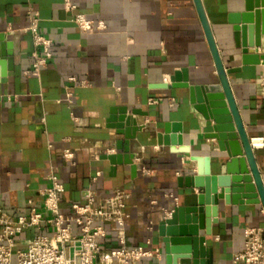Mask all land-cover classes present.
<instances>
[{"label":"crops","instance_id":"obj_1","mask_svg":"<svg viewBox=\"0 0 264 264\" xmlns=\"http://www.w3.org/2000/svg\"><path fill=\"white\" fill-rule=\"evenodd\" d=\"M64 1L0 0V33L13 58V68L0 77V207L16 214L29 198L41 205L40 189L53 176L65 186V213L88 189L98 198L123 189L128 193L126 245L154 251L137 264H165L158 223L176 205L193 203L200 191L180 185L178 177L196 171L193 154L209 155L213 172H224L219 162L228 157L216 139L205 137L211 121L190 103L188 89L161 86L182 69L190 83L219 82L197 7L194 0H72L89 18L107 23L105 30L86 32L72 21ZM201 1L225 67H239L228 74L229 82L241 121L253 138L264 185V63L242 62L235 24L229 21L230 13L245 11L246 0ZM29 11L38 13L39 30L52 39L53 55L39 71L27 72L31 53L39 51L27 30ZM252 51L264 55V34ZM81 79L87 84L80 85ZM124 106L128 113H146L135 116L145 124L130 144L138 164L135 174L130 164L114 165L104 157L122 151L116 143L124 135L108 126L107 117L111 107ZM165 121L181 123L188 153L157 143ZM67 148L73 152L71 160L64 157ZM216 208L217 222L206 235L212 264H235L232 255L243 248L246 227H264V206L224 198ZM105 227L102 250L119 247L116 224ZM37 233L33 227L24 230L17 237L19 246L25 247Z\"/></svg>","mask_w":264,"mask_h":264},{"label":"water","instance_id":"obj_2","mask_svg":"<svg viewBox=\"0 0 264 264\" xmlns=\"http://www.w3.org/2000/svg\"><path fill=\"white\" fill-rule=\"evenodd\" d=\"M197 11L212 53L218 83L193 84L185 69L176 71L165 88L182 87L188 89L189 101L211 121V130L206 138H214L220 151L227 152V159L221 160L219 167L224 172H213V162L209 155H191L196 161V171L178 177L180 185L200 189L193 203L176 205L158 223V233L162 238L165 264H212V249L206 246V235L211 233L212 224L217 222V205L220 199L230 198L232 203L261 202L264 206V185L257 165L251 138L239 115L230 86L228 74L239 67H225L219 48L201 0H194ZM229 21L234 23L235 39L242 47L244 64L264 63V55L253 52L261 45L264 34V0H246L245 11L232 12ZM5 34L0 33V77L13 68L11 53L5 47ZM137 114H146L139 109L128 113L127 107H111L107 117L108 126L115 127L124 140L116 143L120 152L107 153L105 158L111 164H130L133 174L138 164L131 151V140L136 138L145 124L139 123ZM156 140L159 145H168L173 151L189 152L184 143L181 123L165 121L163 130L158 131ZM215 208L211 214L208 207ZM205 233L201 234L200 230ZM180 262V263H179Z\"/></svg>","mask_w":264,"mask_h":264},{"label":"built area","instance_id":"obj_3","mask_svg":"<svg viewBox=\"0 0 264 264\" xmlns=\"http://www.w3.org/2000/svg\"><path fill=\"white\" fill-rule=\"evenodd\" d=\"M64 7L71 13L72 21L83 31L107 28L103 19L89 18L72 0H65ZM29 12L31 23L27 30L39 51L31 53L32 67L27 72L39 71L53 55L52 39L39 30L38 13ZM69 79L76 80L74 76ZM79 84L85 85L87 81L81 79ZM174 100L171 104L175 103ZM251 142L255 145L253 138ZM64 157L71 160L73 152L65 149ZM64 190V183L53 176L51 184L40 189L43 195L41 205L29 198L24 211L16 214L0 207V264H12L13 255L17 264H137L143 257L154 255V251L144 245H126L128 193L125 190L116 189L113 194L98 198L94 189H88L81 201L70 204L68 213L61 208ZM110 222L117 226V238L121 245L102 250L100 240L107 234L105 224ZM32 227L38 233L27 241L25 247H20L18 235ZM45 227L52 230L46 231ZM232 260L235 264H264L263 226L246 227L243 248L233 253Z\"/></svg>","mask_w":264,"mask_h":264},{"label":"bare ground","instance_id":"obj_4","mask_svg":"<svg viewBox=\"0 0 264 264\" xmlns=\"http://www.w3.org/2000/svg\"><path fill=\"white\" fill-rule=\"evenodd\" d=\"M208 211L211 213V214H214L215 213V208H212L211 206L208 207Z\"/></svg>","mask_w":264,"mask_h":264},{"label":"rangeland","instance_id":"obj_5","mask_svg":"<svg viewBox=\"0 0 264 264\" xmlns=\"http://www.w3.org/2000/svg\"><path fill=\"white\" fill-rule=\"evenodd\" d=\"M12 264H17L16 256L15 255H13V257H12Z\"/></svg>","mask_w":264,"mask_h":264}]
</instances>
